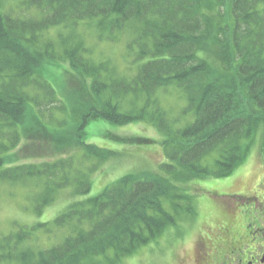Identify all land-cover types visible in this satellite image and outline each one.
Instances as JSON below:
<instances>
[{"label":"trees","instance_id":"obj_1","mask_svg":"<svg viewBox=\"0 0 264 264\" xmlns=\"http://www.w3.org/2000/svg\"><path fill=\"white\" fill-rule=\"evenodd\" d=\"M7 1L0 0V181L39 180L37 213L63 186L86 194L91 174L118 153L86 141L83 129L96 117L149 121L162 136L164 158L154 169L129 171L97 194L70 201L51 222L18 225L0 237V264H115L180 216L194 218L195 192L184 185L230 174L243 157V141L257 129L264 148V0ZM83 25L98 40L128 37L129 67L120 72L111 60L93 58L77 33ZM56 27L70 31L49 35ZM49 60L67 62V72L86 79L89 108L72 122L85 163L76 165L70 154L9 164L28 107L41 121L66 112L41 71ZM169 86L185 97L173 117L157 95ZM54 227L64 234L52 246L30 241L34 229Z\"/></svg>","mask_w":264,"mask_h":264},{"label":"rangeland","instance_id":"obj_2","mask_svg":"<svg viewBox=\"0 0 264 264\" xmlns=\"http://www.w3.org/2000/svg\"><path fill=\"white\" fill-rule=\"evenodd\" d=\"M12 1L8 0L5 4H12ZM212 12H216L214 6ZM60 31L66 33L70 30L56 27L50 29L49 35L55 36ZM77 33H80L78 35L85 41L93 58L111 60L120 72L125 71V66L129 67L131 58L126 48L128 37L124 36L114 42L98 40L95 31L87 25L79 26ZM45 63L41 71L66 104V112H55L53 115L44 112V115H52V122L48 119L41 121L33 108L28 107L21 124L22 138L19 145L9 152L7 162H41L73 154L77 156L74 158L76 165H79L81 150L77 144L76 124L79 121H76V117L80 120V113L89 108L85 106L90 101L86 79L75 72H67L66 69H70L67 62L49 60ZM157 95L170 117L175 116L185 104V97L173 86L158 90ZM53 117L66 121L58 124ZM83 131L87 133V142L118 152L91 174L90 190L83 195L73 194V185L63 186L56 191L54 200L37 213L33 209V198L41 187L39 180L27 178L18 182L0 181V237L14 232L18 225L51 222L70 201L97 194L105 184L129 171L154 169L164 158L162 136L149 121L114 124L96 117L87 122ZM261 141L260 129L243 141V157L227 176L194 179L184 185L186 189L195 192L196 217L180 216L175 225L168 226L156 239L115 264H193V246L200 233L216 236L213 234L219 232L223 222L232 219L227 205L239 202L233 194L243 198L258 193L264 199V148ZM84 163L81 161V164ZM51 229L48 232L43 228L34 229L30 241L39 247L52 246L62 239L64 232L55 227Z\"/></svg>","mask_w":264,"mask_h":264},{"label":"flooded vegetation","instance_id":"obj_3","mask_svg":"<svg viewBox=\"0 0 264 264\" xmlns=\"http://www.w3.org/2000/svg\"><path fill=\"white\" fill-rule=\"evenodd\" d=\"M233 195L239 202L227 205L232 219L223 222L216 236L200 233L193 264H264V199L258 193Z\"/></svg>","mask_w":264,"mask_h":264}]
</instances>
